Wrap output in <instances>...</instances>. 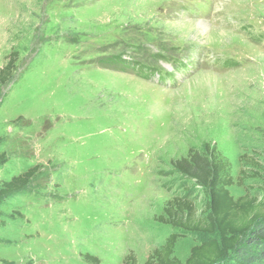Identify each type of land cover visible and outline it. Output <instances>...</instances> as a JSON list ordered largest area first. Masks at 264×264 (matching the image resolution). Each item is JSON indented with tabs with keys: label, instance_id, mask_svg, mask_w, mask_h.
I'll return each instance as SVG.
<instances>
[{
	"label": "rangeland",
	"instance_id": "rangeland-1",
	"mask_svg": "<svg viewBox=\"0 0 264 264\" xmlns=\"http://www.w3.org/2000/svg\"><path fill=\"white\" fill-rule=\"evenodd\" d=\"M202 1L0 0V183L39 168L0 205V264H144L171 233L184 263L207 237L156 218L202 209L171 162L207 143L264 197V0Z\"/></svg>",
	"mask_w": 264,
	"mask_h": 264
},
{
	"label": "trees",
	"instance_id": "trees-1",
	"mask_svg": "<svg viewBox=\"0 0 264 264\" xmlns=\"http://www.w3.org/2000/svg\"><path fill=\"white\" fill-rule=\"evenodd\" d=\"M16 56L11 52L0 68L1 86L12 79ZM6 162V155L1 153L0 166ZM171 165L203 190V207L198 212L195 202L188 196H177L165 204L156 221L175 230L205 236L207 240L193 246L183 263L174 257L180 235L171 233L160 248L147 256L144 264H264V197L257 198L247 190L243 196L234 199L228 191L234 185L229 165L216 146L208 143L202 150L188 149L184 157L173 160ZM38 169L34 166L1 182L0 205L7 197L24 190ZM260 172L264 184V171ZM240 174L239 180L242 181V169ZM2 224L0 219V226ZM82 260L99 263L89 254L82 255ZM121 264H137L134 252L129 251Z\"/></svg>",
	"mask_w": 264,
	"mask_h": 264
},
{
	"label": "bare ground",
	"instance_id": "bare-ground-1",
	"mask_svg": "<svg viewBox=\"0 0 264 264\" xmlns=\"http://www.w3.org/2000/svg\"><path fill=\"white\" fill-rule=\"evenodd\" d=\"M144 1H146V0H144ZM202 22H203V21H202ZM205 23H206V22H205ZM191 24H192V25H191ZM182 25L184 26V24H182ZM188 25H190L189 27H186V29H187L188 31H190L192 28H194V29L198 32V34L200 33V34H209V35H210L211 32H214V31H215V30L212 31V30H211L212 27L210 26L211 28H210L209 31L207 32V31H206V30H207V27H208L207 25H210V24H207V23H206V24H204V23H194V24H193V23L190 22V23L187 24V26H188ZM178 26H181V24H178L177 27H178ZM214 28H215V27H214ZM219 33H220V32H219ZM214 34H216V33H214Z\"/></svg>",
	"mask_w": 264,
	"mask_h": 264
}]
</instances>
